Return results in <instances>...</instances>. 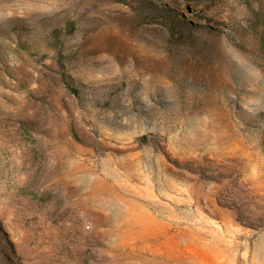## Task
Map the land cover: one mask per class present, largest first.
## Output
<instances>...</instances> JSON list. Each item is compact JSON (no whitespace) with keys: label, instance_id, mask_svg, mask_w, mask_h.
Masks as SVG:
<instances>
[{"label":"rangeland","instance_id":"obj_1","mask_svg":"<svg viewBox=\"0 0 264 264\" xmlns=\"http://www.w3.org/2000/svg\"><path fill=\"white\" fill-rule=\"evenodd\" d=\"M0 264H264V0H0Z\"/></svg>","mask_w":264,"mask_h":264}]
</instances>
